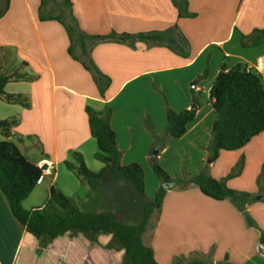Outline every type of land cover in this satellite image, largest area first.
I'll list each match as a JSON object with an SVG mask.
<instances>
[{
    "label": "crops",
    "instance_id": "0c3cea01",
    "mask_svg": "<svg viewBox=\"0 0 264 264\" xmlns=\"http://www.w3.org/2000/svg\"><path fill=\"white\" fill-rule=\"evenodd\" d=\"M54 1L59 13L47 7L49 3L43 7L42 0H0V10L8 4L0 16V58L11 56V62L21 65L22 74L32 77L5 87L9 94L26 96L30 107L0 100V117L19 118L12 140L17 139L21 151L22 145L27 149L26 139L38 142V153L31 161L46 170L36 189L50 191L74 152L83 155L90 170L102 169L103 164L94 158L96 141L91 136L86 107L102 111L109 105L121 162L142 166L146 196L142 202L133 201L135 206L119 205L123 202L114 194L127 191L130 195L131 187L104 178L82 210L111 211L129 224H137L145 203L154 199L160 187L151 174L149 157L154 138L146 123L153 126L154 135L162 136L167 106L180 112L192 108L196 98L199 108L195 120L182 137L168 140L158 154L159 161L179 145L196 151L199 158L196 165L187 168L189 175L209 165L211 177L226 179L229 188L252 194L255 199L246 210L254 226L248 225L247 217L233 201L213 200L195 187L174 188L167 192L161 211L152 215L144 243L153 249L158 264L191 260L197 253L213 264H264V245H260L264 179L259 182L264 170V133L244 148L221 151L215 161L207 162L215 113L210 98L206 101L203 95L206 86L210 94L222 65L228 69L238 64L253 67L264 81V42L242 45L243 36L264 28V0H188L189 12L196 14L193 18H180L175 0H69L89 55L83 56L78 39V54L73 50L78 60L69 54V47L72 44L74 49L75 44L64 25L56 19L40 18L41 14L56 17L66 8L65 0ZM113 32H156L165 35V42L162 46L139 40L96 43L92 38ZM85 58L110 78L103 95L81 62ZM2 62L1 70L8 71L9 63ZM206 69L208 75L203 78ZM86 153H92L94 161ZM241 159L244 164L238 171ZM233 171L236 174L229 178ZM84 186L90 190L89 185ZM111 239V235L102 234L91 243L83 234H64L40 248L37 238L15 220L0 191V264H123L124 250L107 248Z\"/></svg>",
    "mask_w": 264,
    "mask_h": 264
},
{
    "label": "trees",
    "instance_id": "16d2710c",
    "mask_svg": "<svg viewBox=\"0 0 264 264\" xmlns=\"http://www.w3.org/2000/svg\"><path fill=\"white\" fill-rule=\"evenodd\" d=\"M51 0H42V6H46ZM65 9L61 14L53 17L41 14V20L56 19L61 22L67 30L71 42L75 35L78 36L82 46L84 57H88V51L84 44V34L79 29L70 9V1L65 0ZM179 8V16L196 17L195 13L188 10V0H175ZM8 4L0 10L2 16L7 10ZM41 6V7H42ZM67 18L69 22H67ZM96 43L116 41L127 42L132 40L143 41L149 45L162 46L165 42V35L161 33H149L131 35L127 33L117 34L113 32L108 36H94ZM174 42H176L174 40ZM264 42V28L255 30L249 37L243 36L242 45L244 47L257 46ZM69 54L75 59L73 46L69 47ZM81 61L97 84L101 95L110 84V78L103 75L95 64L87 59ZM208 75L206 69L201 77ZM17 72L2 71L0 68V100L7 104L19 105L29 108L28 98L22 94H9L5 92L8 83L23 79H31ZM210 100L215 113V120L211 129V142L209 145V158L215 161L221 151H237L244 148L251 140L264 133V81L262 75L253 67L238 64L228 69L222 65L214 82L210 88ZM199 104L194 98V105L190 109L176 112L167 106V123L162 136L153 133V126L148 121L147 127L153 135L154 143L152 151L159 152L166 146L169 139L182 137L189 123L195 120ZM91 136L97 144V151L94 158L103 164L100 171L94 172L88 168L84 157L79 152L73 153L74 161H66L65 166L73 172L79 182L90 187V194L97 190L104 178H108L113 183L125 182L132 185L137 192L145 197V174L139 163L123 165L121 162L122 152L119 150L116 135L111 126L113 109L106 105L102 111H96L92 107H86ZM19 124V118L14 116L0 120V133L5 137L0 140V191L5 197L11 213L18 224L32 233L39 242L40 248H45L55 238L70 234L76 236L83 234L91 243H96L98 236L109 234L112 236L108 249L124 250L123 264H158L154 251L144 243L143 237L147 230L152 215L161 211L163 201L167 192L177 188L178 183L171 179L168 173L161 167L157 156L149 157V163L160 180L167 181L166 185H161L156 191L154 199L147 201L143 213L137 224H129L121 219L116 213L86 212L72 204L67 196L57 191L54 186L50 188L49 200L44 207L32 208L30 210L23 207V202L36 189L46 168L39 167L29 160L19 146L12 140L13 129ZM244 164L241 159L237 165L240 171ZM236 174L235 171L228 177ZM264 179V170L259 182ZM183 184L179 186L181 190L191 187L198 188L200 192L216 201L230 200L237 204L247 217L250 227L254 226L250 218L246 205L255 197L246 192H240L228 187L226 179L217 180L210 176L209 165H205L198 174L187 175ZM56 207L64 210L65 214L51 212ZM260 245H264V233L260 235ZM173 264H213L211 260L202 255L196 254L191 260L177 261Z\"/></svg>",
    "mask_w": 264,
    "mask_h": 264
},
{
    "label": "rangeland",
    "instance_id": "374dc122",
    "mask_svg": "<svg viewBox=\"0 0 264 264\" xmlns=\"http://www.w3.org/2000/svg\"><path fill=\"white\" fill-rule=\"evenodd\" d=\"M48 6L52 9H54L56 11V13H59V7H57L56 2L53 1H49L48 2ZM62 10V9H61ZM184 18V17H181ZM67 22H69V19L67 18ZM74 52L78 54L79 50L76 46V44H78V37L75 35L74 37ZM3 61V62H2ZM12 58L10 57H5L4 58H0V64L2 63H9L7 64V69L9 72H17L19 73V71L21 72V74L23 73L21 71V65L18 64L16 65L15 61L11 62ZM18 66V67H17ZM17 67L18 69H15ZM13 68V69H12ZM13 87V85L15 84H11ZM207 86L203 89V95L206 101L209 100L210 98V94H208L207 92ZM7 89V88H6ZM6 119V118H5ZM0 120L1 119L0 117ZM5 137L0 133V140H4ZM13 141L18 144L17 139H13ZM95 144V150L97 151V144L96 142H94ZM25 145L27 146V149H25L22 147V152L24 153V155L29 159V160H35V156L38 153V142L36 139H32V140H25ZM154 151H152L153 153ZM88 154V158L90 160H93V156L92 153H86ZM199 158V155L196 153V151H193L190 147H188L187 145H179L176 148H174L173 150H171L168 154L165 155V158L163 161H159L161 167L168 173V175L171 177V179H173L174 181H176V183H178V186L176 188V191L178 188H180L179 186H181V184H183V181L185 179V177H187V175L189 174L188 169L187 168H191L194 165L197 164V160ZM71 162L74 161L73 156H70L69 159ZM210 160V158L208 157L207 162ZM94 161V160H93ZM86 163V162H85ZM87 165V164H86ZM151 166V165H150ZM151 169V174L153 175L154 179L158 180L159 182V186L161 185H166L165 180H160L154 173L152 167H150ZM147 181H148V186L150 188V186L152 187L150 181V177L147 176ZM167 182V181H166ZM129 187H131L130 189H132L130 195L127 193L123 194H119V193H115L114 196L116 198H119L120 201L122 200L123 203H119V205H128L131 206L134 205L133 201L135 203V201L139 200V201H143L142 198L143 196H141L137 190L130 184H128ZM55 189L57 191L62 192L65 196H67L69 198V200L72 202L73 205H75L76 207L80 208L81 210L84 207V203L86 201H90V199L92 198L91 194H90V190L82 185L78 178L75 176V174L73 172H70L67 168H62L60 174H59V178L58 181L56 183V185L54 186ZM49 200V191L47 193H45V191H39L38 189H35L33 191V193H31V195L23 202V207L25 209H32V208H39L40 206H45L47 204ZM137 205V204H136ZM135 206V205H134ZM51 212H57L58 214L64 215L65 212L64 210H62L59 207H56V209H51Z\"/></svg>",
    "mask_w": 264,
    "mask_h": 264
},
{
    "label": "water",
    "instance_id": "95a60500",
    "mask_svg": "<svg viewBox=\"0 0 264 264\" xmlns=\"http://www.w3.org/2000/svg\"><path fill=\"white\" fill-rule=\"evenodd\" d=\"M159 154V151L158 150H155L153 153H152V156H157ZM210 162V161H208ZM165 183L167 184V182L165 181Z\"/></svg>",
    "mask_w": 264,
    "mask_h": 264
},
{
    "label": "built area",
    "instance_id": "2783aa9c",
    "mask_svg": "<svg viewBox=\"0 0 264 264\" xmlns=\"http://www.w3.org/2000/svg\"><path fill=\"white\" fill-rule=\"evenodd\" d=\"M42 178H43V176L41 177L40 181L42 180ZM40 181H39V182H40Z\"/></svg>",
    "mask_w": 264,
    "mask_h": 264
}]
</instances>
